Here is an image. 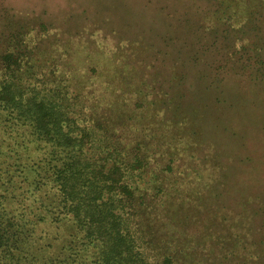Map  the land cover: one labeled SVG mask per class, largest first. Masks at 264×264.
<instances>
[{"label": "trees", "instance_id": "trees-1", "mask_svg": "<svg viewBox=\"0 0 264 264\" xmlns=\"http://www.w3.org/2000/svg\"><path fill=\"white\" fill-rule=\"evenodd\" d=\"M195 6L169 86L138 38L81 70L47 10L0 8V264H253L239 236L197 225L205 157L179 90L191 73L264 82V0Z\"/></svg>", "mask_w": 264, "mask_h": 264}, {"label": "rangeland", "instance_id": "rangeland-1", "mask_svg": "<svg viewBox=\"0 0 264 264\" xmlns=\"http://www.w3.org/2000/svg\"><path fill=\"white\" fill-rule=\"evenodd\" d=\"M8 3L37 14L47 10L57 25L53 33L64 37L73 50L66 59L76 62L75 56L81 60V70L88 69L91 58L110 62V57L119 55L120 59L121 52L131 51L126 48L130 40L138 38L133 40H137V47L144 43L141 52L151 62L161 63L158 70L163 78L173 74L172 83L166 80V86L177 82V66L172 63L177 61L178 65V42L188 39L192 21L202 16L196 0H0V8ZM53 38L55 35L49 40ZM158 48L168 49L176 60H165L162 51L156 55L161 58L155 60ZM190 77L192 88L188 89L189 82L179 91L184 93V108L190 117L184 121L190 127L184 128L205 157L202 176L191 185L202 191L200 207L206 212V219L197 217V225L208 220L203 223L213 229L217 224L221 237L239 236L246 244L244 251L252 253L251 262L264 264V82L246 85L240 76H227L215 87L207 86L208 78L197 79L194 73ZM155 125L150 124L152 128ZM221 168L224 174L219 173ZM215 179L222 182L215 183ZM214 192L222 194V200L215 202Z\"/></svg>", "mask_w": 264, "mask_h": 264}]
</instances>
